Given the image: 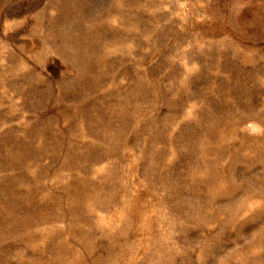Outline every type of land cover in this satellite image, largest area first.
<instances>
[{
	"label": "rangeland",
	"instance_id": "374dc122",
	"mask_svg": "<svg viewBox=\"0 0 264 264\" xmlns=\"http://www.w3.org/2000/svg\"><path fill=\"white\" fill-rule=\"evenodd\" d=\"M0 264H264V0H0Z\"/></svg>",
	"mask_w": 264,
	"mask_h": 264
}]
</instances>
